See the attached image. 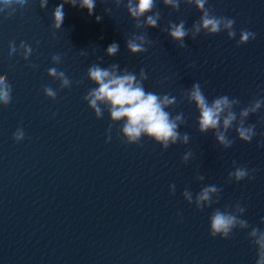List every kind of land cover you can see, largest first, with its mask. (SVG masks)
<instances>
[{
  "label": "clouds",
  "instance_id": "1",
  "mask_svg": "<svg viewBox=\"0 0 264 264\" xmlns=\"http://www.w3.org/2000/svg\"><path fill=\"white\" fill-rule=\"evenodd\" d=\"M30 0H0V13L7 12L9 16L15 14L17 6L24 8ZM102 3H114L116 8L121 5L126 9L129 18L134 21V29L128 35L125 45L130 54L136 55L145 53L152 45L153 41L148 38V29L159 27L161 13L158 10V2L172 11H179L183 3L188 6H194L201 13L199 19L193 22L191 28L186 27V21L180 20L179 23L169 22L167 34L174 41L178 48L187 47L186 37L193 40L201 32L206 35H216L220 32H226L228 39H234L237 35L234 27L233 18L217 16L211 7H207L208 0H101ZM40 8L45 9L48 0H39ZM69 4L72 7L86 9L89 16H92L96 7V0H62V2L52 11V29L53 33L62 28L65 12L64 5ZM105 13L111 14V8H105ZM102 16L95 17L97 22L102 20ZM256 38V33L247 29H241L239 39L236 41L237 46L248 43ZM39 44V41L35 42ZM22 50V52H21ZM31 44L20 41L17 46L16 40L13 39L9 46V56L21 52L23 58L28 60L33 53ZM120 51L119 44L113 42L105 50L108 57H114ZM81 55H86L83 51ZM102 59V58H101ZM62 62L60 54L51 56V63L54 65L47 70V75L59 82L60 89L70 88L72 80L66 75L65 71L60 70L55 65ZM35 67V65H32ZM192 67H195L193 63ZM86 77L95 87L90 88L83 99L87 102L88 107L94 112L97 119H101L106 110L109 113L111 124H122L119 135L121 142L127 145L140 144L143 137L159 144L162 150H167L171 145L181 143L187 145L190 141L188 133H181L179 128L186 123L184 114L178 113L172 115L168 110L177 105V100L169 94L160 95L147 91L144 82L148 80V74L144 68L139 73L129 71L126 67L120 68L117 63L110 64L108 67H101L99 63H93L86 73ZM83 80L76 83H82ZM43 94L46 98L55 101L58 90L51 86L43 87ZM13 100V85L9 81L8 74L0 75V105L8 106ZM189 104H194L198 111V131L201 134L212 132L216 142L224 149L232 147L234 140L230 139L228 133L234 128L237 138L245 143H250L257 135L255 124H246L250 115L256 114L262 106L264 99H254L246 107L240 109L237 113L236 108L240 106L238 98L221 95L211 102L205 96L201 84L193 83L182 96ZM13 139L19 143L25 139V132L22 127H17L13 133ZM110 140L111 137L109 136ZM258 146H264L261 142ZM193 152L186 151L181 161L187 164L193 159ZM255 169L249 170L244 166H238L233 161V171L228 173L227 182H240L245 179H254ZM195 179L203 182V175H196ZM172 194L176 191L175 184L169 186ZM222 188L216 185H208L193 196L192 191L185 189L182 196L188 204H195L197 210H203L211 207L212 204L218 203L221 197ZM215 197V199H214ZM246 209L239 202L234 205L226 206L223 211L216 209L209 217V232L215 238L219 236L222 239H229L235 229L246 230L250 226L242 215ZM264 223V218L261 219ZM248 238L256 247L257 259L256 264H264V230L252 227L248 232Z\"/></svg>",
  "mask_w": 264,
  "mask_h": 264
}]
</instances>
